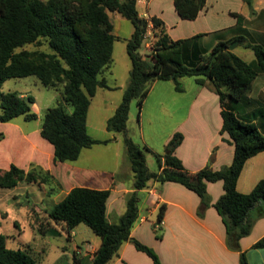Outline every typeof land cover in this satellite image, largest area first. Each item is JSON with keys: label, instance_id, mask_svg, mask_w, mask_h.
Instances as JSON below:
<instances>
[{"label": "trees", "instance_id": "trees-1", "mask_svg": "<svg viewBox=\"0 0 264 264\" xmlns=\"http://www.w3.org/2000/svg\"><path fill=\"white\" fill-rule=\"evenodd\" d=\"M172 1L181 19L194 20L207 0ZM245 1L252 8L251 1ZM136 3L137 0H0V121L8 122L19 116L26 121L37 119L31 109L33 97L1 90L7 79L32 76L43 87L59 91L62 102L72 109L67 112L62 104L48 108L39 132L53 146L54 163L76 161L83 149L107 144L108 140H97L88 134L87 115L98 88L116 89L103 76L113 64V46L118 39L113 35L109 13L119 14L133 26L131 37L125 41L130 60L129 81L105 126L108 132L123 135L133 172V192L127 198L126 210L118 222H109L106 203L110 190L74 187L46 211V223L39 222L35 230L42 236L63 232L69 238L75 227L85 224L100 238L90 260L74 252L71 264H108L125 242H131L153 264H163L152 248L131 237V229L139 219L138 192L151 180L173 182L199 197L200 218L208 207L215 208L225 227L227 248L239 253V264H248L239 241L250 234L255 220L261 216L253 218L251 214L264 204V179L246 194L239 193L236 185L245 162L264 152V133L254 122L240 117L238 104L247 98L255 78L264 73V48L238 36L216 42L208 52L198 49L190 52L188 40H172L160 19L139 16ZM232 15L241 21L239 15ZM149 23L150 51L143 56L140 49L147 40ZM234 42L251 48L254 61L246 62L230 51ZM29 45L35 49H26ZM44 45L46 49H41ZM184 77H195L198 85L208 82L218 95L220 133H227L228 142L234 145L233 161L219 170L207 165L189 172L174 154L183 140L180 133H175L163 155H155L159 171L150 172L145 156L151 151L135 144L127 134L129 105L134 100L140 110L155 81H172L175 90L182 91L178 80ZM52 181V175L40 167L29 171L15 165L6 171L0 169L1 189L15 188L20 182L50 185ZM218 181L223 183L224 193L212 204L207 183ZM165 209L164 204L159 207L155 230H160ZM7 239L0 232V264H36L25 249L9 248ZM252 247L264 249V236Z\"/></svg>", "mask_w": 264, "mask_h": 264}, {"label": "crops", "instance_id": "crops-1", "mask_svg": "<svg viewBox=\"0 0 264 264\" xmlns=\"http://www.w3.org/2000/svg\"><path fill=\"white\" fill-rule=\"evenodd\" d=\"M250 1L252 8L245 0H207L204 8L194 20L181 19L175 11L172 0H137L136 8L139 16L147 20L152 17L160 19L172 40H188V51L192 52L198 49L201 52H208L211 48L206 49V44L203 43L206 39L214 37L215 42L230 40L238 36L246 39L242 34L244 32L241 31H247L248 26L252 24H255V28L260 30L264 22V0ZM232 14L239 15L241 21L238 22ZM115 18L118 25L123 24L118 17ZM151 28L152 25L149 23L147 40L144 44L145 51L141 53L143 56L150 51ZM118 30L120 31V28ZM132 33L133 26L131 31L126 32V36L121 37L120 34H116V28L113 25V35L123 38L125 51V41L131 37ZM262 34L264 35V33ZM197 35L200 36L197 37ZM239 45L242 44L238 42L237 46ZM110 70L103 75L107 82V76L110 74L112 76ZM125 70L128 74L127 82L125 84L117 82L114 85L120 90L121 95L129 81L130 65ZM262 74L264 76V73ZM159 82L152 83L140 110H138L139 131H131L130 136L139 146L147 147L151 151L146 154L148 170L150 172L159 171V163L155 155H163L165 146L175 133H180L183 140L174 154L189 172H196L207 165L213 170L229 166L234 157V145L228 142L230 138L227 133H220L222 117L219 97L216 93L210 95L205 92V86L210 84L198 85L194 80L191 83V90L194 94L189 101L174 100L170 102L168 99L176 98H173L172 95L185 94L184 88L178 92L173 85H158ZM262 88L264 92V80ZM99 90L102 94L109 92L108 89L98 88L96 93ZM166 96H168L167 101H165ZM108 99L105 100L107 103ZM117 106V103L113 104V113ZM159 121L168 125L166 132L161 133L158 130ZM144 123L147 125L146 130ZM132 129L129 127L128 116L127 130L129 132ZM106 132V138L91 137L97 140H108L107 144L101 146H108L112 138L113 142H119L115 133H110L107 130ZM97 146L100 145L83 149L79 158L73 161L75 165H58L59 163H56L57 165L54 166L53 146L51 149L43 143L37 149L34 158L41 167L43 166L44 170L49 171L56 178L58 177L55 173L60 168L64 171L62 172L64 181L61 188H50L51 191L45 192V196L51 202L54 201L56 195L62 192L65 197L74 187L108 189L110 194L106 203V216L109 222H113L114 217L118 222L126 210L127 198L133 192V172L129 160L127 167L113 171H94L84 164L77 163L85 151ZM261 179H264V152L258 153L245 162L237 180L236 189L242 194L249 193ZM71 182L76 186L66 190L67 183ZM138 193L139 203L141 202L140 205L149 217L139 215V219L131 229V237L152 247L163 264H239V253L229 250L226 246L225 227L215 208L212 205L208 207L202 218L197 215L200 199L195 193L177 183H160L153 180L149 181L147 186ZM207 193L211 198V203H215L224 193L223 183L221 181L207 183ZM58 202H54V204ZM162 204L166 206V209L160 224L161 237L157 239L158 234L153 226L156 225L157 213ZM258 215L261 216L255 220L250 234L239 241L241 250L246 253L248 264H264V249L252 247L264 236L263 203L251 214L253 218ZM73 237L72 231L68 239L71 240ZM99 244L100 241L97 246H91L92 249L95 251ZM87 245L85 253H82L78 248H75L74 251L81 256H88V260H90L92 253L87 249ZM21 249H25L32 255V249L29 246ZM123 263L153 264L151 259L143 252L137 251L131 242L122 244L117 255L108 262V264Z\"/></svg>", "mask_w": 264, "mask_h": 264}, {"label": "rangeland", "instance_id": "rangeland-1", "mask_svg": "<svg viewBox=\"0 0 264 264\" xmlns=\"http://www.w3.org/2000/svg\"><path fill=\"white\" fill-rule=\"evenodd\" d=\"M109 17L111 23L116 28V34H120L121 37H123L126 36L125 34L128 30L131 31L132 25L130 22L117 13H109ZM115 17H118L123 24L118 25ZM118 28H120V31ZM241 32H244L242 34H244L247 43L260 45L264 48V35L262 34L264 33V22L260 30L255 28V24H252L248 26L247 31ZM203 43L206 44V49H208V47L210 49L216 44L214 37L204 40ZM144 44L145 42L140 49V53L145 51ZM40 48L46 49V46L44 45ZM26 49L32 50L35 49V47L29 45L26 46ZM233 53L246 62H251L255 59L251 48H245L243 45L234 48ZM113 59L115 63L110 70L112 76L111 74L107 76L108 83L112 86L117 82L125 84L128 80V74L125 69L130 65V60L125 51L123 38L118 37L114 42ZM194 80L195 77H184L179 79L178 82L180 87L184 88L185 94L172 95L173 98L176 97L175 99H168V96H166L165 101H167V99L170 102L174 100L189 101L194 94L191 90V83ZM263 80L264 76L261 73L252 83L251 90L246 96L247 98L240 102L238 107L240 110V117L246 121L254 122L259 130L264 133ZM158 85L174 86V83L172 81H160ZM205 87L206 93H210V95L211 93H215L211 84ZM1 90L5 93L15 92L18 95H29L33 97L35 103L31 106V109L32 112L37 115V119L26 121L22 116H19L8 122L0 121V169L6 171L11 165H15L26 171L35 167L43 169V166L41 167V165L35 161L34 155L41 143L48 145L52 149V145L43 139L39 133L44 113L48 108L58 104H62L67 112H70L72 108L62 102L59 91L43 87L40 82L32 76L7 79L2 84ZM107 98H109L108 103L106 102ZM121 99L122 95L118 88L109 90V92H104L103 94L101 90H99L95 96L91 98L87 117L88 134L90 136L98 139L106 138V119L113 114V104L117 103L119 105ZM138 110L139 108L136 101L133 100L129 105V127L133 128L129 130V132L127 130L129 137L131 136V131H139ZM144 125L146 130L147 125L145 123ZM157 128L161 133H164L168 129V125L159 121ZM115 137L119 139L118 143L113 142L112 138L108 146L100 145L91 150H87L77 163L84 164L94 171H113L118 168L122 170L123 167H127L128 157L126 156L127 154L123 143V135L116 133ZM132 141L135 143L133 139ZM57 164L55 163L54 166ZM58 165H75V163L66 161L62 163L59 162ZM47 172L50 174L49 171ZM62 172L64 171L60 168L59 171L55 173L58 178L50 174L53 177V181L50 185L39 182H20L12 189L0 188V232L8 237L7 246L9 248L17 249L29 246L32 249V257L35 259L36 264H71L75 248L85 253L87 244L97 246L100 241V238L85 224H79L75 227L73 230L74 237L71 240H69L67 235L63 232L57 235L42 236L35 230V225L39 224V222L46 223V211L53 206L54 202H58L64 197V192H62L56 195L54 201L51 202L50 199L45 196V192L50 188H61V184L64 181ZM72 186H76V184L72 182L67 183L65 189L69 190ZM140 203L139 215L149 217ZM112 220L113 222H117L115 217ZM160 230H156L158 234L157 239L161 237Z\"/></svg>", "mask_w": 264, "mask_h": 264}, {"label": "water", "instance_id": "water-1", "mask_svg": "<svg viewBox=\"0 0 264 264\" xmlns=\"http://www.w3.org/2000/svg\"><path fill=\"white\" fill-rule=\"evenodd\" d=\"M237 45H238V42H234V43L230 44V46H229V50H230V51H233V49H234Z\"/></svg>", "mask_w": 264, "mask_h": 264}, {"label": "built area", "instance_id": "built-area-1", "mask_svg": "<svg viewBox=\"0 0 264 264\" xmlns=\"http://www.w3.org/2000/svg\"><path fill=\"white\" fill-rule=\"evenodd\" d=\"M87 249L92 253V254H91V257H92V256H93V253H94L95 251L92 249L91 245H87Z\"/></svg>", "mask_w": 264, "mask_h": 264}]
</instances>
